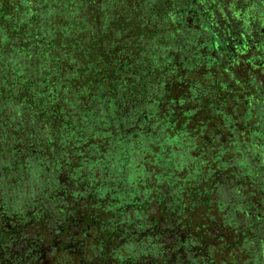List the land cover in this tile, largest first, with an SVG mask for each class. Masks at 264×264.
Here are the masks:
<instances>
[{
  "label": "trees",
  "instance_id": "trees-1",
  "mask_svg": "<svg viewBox=\"0 0 264 264\" xmlns=\"http://www.w3.org/2000/svg\"><path fill=\"white\" fill-rule=\"evenodd\" d=\"M261 22L264 0H0V244L15 219L67 204L66 176L115 214V185H141L147 166L177 187L172 217L230 210L241 249L264 243ZM225 178L256 207L226 205Z\"/></svg>",
  "mask_w": 264,
  "mask_h": 264
},
{
  "label": "flooded vegetation",
  "instance_id": "flooded-vegetation-1",
  "mask_svg": "<svg viewBox=\"0 0 264 264\" xmlns=\"http://www.w3.org/2000/svg\"><path fill=\"white\" fill-rule=\"evenodd\" d=\"M82 199L84 196H79L74 202ZM99 201L104 200L98 198L100 207L92 200L88 201L92 205L85 204L80 210H77V206L66 204L59 205L56 211H29L31 216L15 219L12 221V231L1 235L0 264L264 263V243L252 240L246 243L245 249H241L244 242L240 236L234 237L233 227L230 228L235 221L230 210L224 216L211 215V220H208L210 223L206 220L195 222L190 213L185 214L188 217L173 216L175 219L171 217L172 223L156 231L151 225L144 226L139 222L140 213L134 211L123 221L118 218L120 212H115V216L108 205L107 209L101 210ZM256 201L259 210L261 201ZM93 210L99 214L95 215ZM260 211L257 212L258 216H261ZM163 213H166V218L172 214L168 209ZM52 215L56 216L53 218ZM117 219L124 222V232L123 228L116 230ZM236 220L239 224L245 222L244 218ZM4 224L8 230L11 228L8 219L4 220ZM130 229H135L138 236L147 243L141 241L140 247L139 241H130ZM162 232L168 234L166 239L159 238ZM263 234L261 236L259 233V237L254 238L260 239L264 237ZM189 240L191 243H188Z\"/></svg>",
  "mask_w": 264,
  "mask_h": 264
},
{
  "label": "rangeland",
  "instance_id": "rangeland-1",
  "mask_svg": "<svg viewBox=\"0 0 264 264\" xmlns=\"http://www.w3.org/2000/svg\"><path fill=\"white\" fill-rule=\"evenodd\" d=\"M190 154V153H189ZM186 156V155H185ZM178 157H182L181 154H178ZM191 157V156H190ZM134 164V162H133ZM194 164V163H193ZM166 170L162 171V175L163 177H169V176H175L174 180H177L178 176L176 175V170L178 172V170H182L179 168H175V167H165ZM181 168H186L188 171L189 169H193V172L195 171L196 167H194V165L191 166V164H188L187 162L185 164H183L181 166ZM147 170V174L146 177L141 181V185H134V186H130L129 183L123 182L121 184V186L119 185H115V188H121V190H123V192L121 193L122 198H121V203L120 200L119 201L116 210L118 212H120L118 218H122L123 221L126 220V217L128 215H130L131 213H133L134 211L140 213L141 218H140V223L144 226H148L151 225L150 227H153L154 230H159L160 228L165 229V224L167 223H172V220L175 219L173 218L171 215L167 217V215L165 216V214L163 213V211L166 212V207H167V198L171 195V193H173L171 196L173 197V195L175 196L174 193H177V187H175L173 190L171 188H168L165 186L166 183H158L156 182V178L152 177V174L149 167H146ZM4 170L0 169V173L3 174ZM132 175V174H131ZM130 175V176H131ZM72 177V178H70ZM66 176V178L70 179V182L68 184H66L65 188L70 190V192L72 193V196H70V199L68 200L67 204H69L70 206H77V210H80L81 208L84 207L85 204L87 205H92V203H89L90 201L93 200V198L95 197L94 192H89V184H82L80 181L75 180L76 177L75 176ZM130 179H132L131 177H129ZM67 179V181H68ZM37 180V179H36ZM39 183H43L45 182V180H38ZM130 181V180H129ZM225 181L229 182V181H233V182H238L234 180H231L229 178H225L223 184V188L226 189L224 191H222V193L219 194V197L221 198V200L228 205L229 207H236V210L242 209V210H246L247 212L249 211V208L251 207H256V203H255V198L251 193L245 194V193H240L239 191L237 192H231L230 190H228L230 188V186H232V184L226 183ZM186 182V181H184ZM119 182H117L116 184H118ZM114 187V184H112V188ZM110 188H108L109 190ZM13 190L18 191L20 194H27L29 196H33L35 198H39V197H44L45 192H40V191H34L32 189L31 186V182L29 180H25L24 183H22V180H16V184L13 188ZM13 190H8V193H13ZM23 190V191H22ZM95 192L97 191V194L100 195H104L106 196L108 190L107 188L103 187L102 189H97L94 188L93 189ZM92 190V191H93ZM22 191V192H21ZM107 191V192H106ZM60 192V191H59ZM106 192V193H104ZM33 193V194H31ZM92 193L94 195H92ZM156 193V194H155ZM31 194V195H30ZM79 196H84V199H82L81 201L75 203L74 201L78 199ZM171 197V198H172ZM86 198L89 199L88 201H86ZM187 201L189 202V198L191 199L190 203L193 202L192 200V195L186 197ZM94 201V200H93ZM166 204V207H165ZM178 205H180V203L178 202ZM181 207V206H180ZM93 208H96V206H93ZM161 208V209H160ZM127 212H126V211ZM162 210V211H161ZM93 213L95 215L99 214L98 211H94ZM186 214V213H185ZM187 215V214H186ZM185 217H188L186 216ZM173 219H172V218ZM168 219V222H165L166 219ZM191 218L193 219V216H191ZM165 219V220H164ZM164 220V221H163ZM194 221L196 222V219H194ZM117 222V226H116V230L123 228V232L124 229L126 227H124V222L120 221L119 219L116 220ZM138 224V223H137ZM178 224V223H177ZM138 226H140V224H138ZM141 228V226H140ZM122 232V233H123ZM129 234V240L130 241H139L140 247H142V242L143 243H147L144 240H142L138 234L136 233L135 229H130L128 231ZM162 235H165V237H162ZM126 236V235H125ZM168 237V234L166 232H162V234L160 235V239H166ZM142 241V242H141ZM188 243H191V241L189 240Z\"/></svg>",
  "mask_w": 264,
  "mask_h": 264
}]
</instances>
